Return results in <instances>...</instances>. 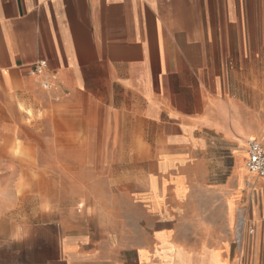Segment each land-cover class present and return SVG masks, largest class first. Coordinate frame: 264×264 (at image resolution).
Segmentation results:
<instances>
[{"label": "crops", "instance_id": "1", "mask_svg": "<svg viewBox=\"0 0 264 264\" xmlns=\"http://www.w3.org/2000/svg\"><path fill=\"white\" fill-rule=\"evenodd\" d=\"M233 83L254 90V108L227 95ZM30 114L50 141H112L95 172L127 163L129 205L157 221L145 219L143 240L102 234L87 211L116 202L54 164L55 194H80L86 218L55 198L29 243L0 248V264H171L173 241L179 264H264V176L246 168V142L264 138V0H0V121Z\"/></svg>", "mask_w": 264, "mask_h": 264}, {"label": "rangeland", "instance_id": "2", "mask_svg": "<svg viewBox=\"0 0 264 264\" xmlns=\"http://www.w3.org/2000/svg\"><path fill=\"white\" fill-rule=\"evenodd\" d=\"M259 68V67H258ZM249 71L255 70V66H248ZM249 82V85H255ZM44 89V84H41ZM227 95H245V100L250 107H255L256 98L254 90L249 88L244 93L241 84L233 83L228 90ZM252 116L253 114H248ZM16 117L15 112L12 114ZM9 115L6 122L0 121V182L12 183L19 191L22 211L31 214L32 211L43 201H50L54 207L55 198L61 197V203L75 210V215L86 218V210L81 209L74 201V196L80 194H71V192H54L53 165L64 164L72 166L78 172H84L87 175V181L97 185L99 197L109 198L116 202V208L104 205L103 210L95 211L89 209L88 215L95 218L97 222L103 220L102 234H111L112 230H117L123 240L130 236L143 240L148 234L143 231L144 221H150L154 224L157 221L155 215L148 218V210L141 202L135 206L129 205L130 196L127 192V178L122 177L123 171L127 169V163L120 162L119 170L111 172L110 167H105L104 173L95 172L96 159L98 154L112 150V141H50L52 139L47 121L39 123L38 128L33 129L32 115L29 120L23 122L16 120ZM264 117V115H263ZM19 128L27 129L24 133H18ZM264 133V129H262ZM254 130L247 133L252 137L256 134ZM264 141V138H261ZM104 143V144H103ZM244 146V145H243ZM244 148V147H243ZM236 169L243 175L245 170L244 149L236 153ZM110 164V163H109ZM116 168V165L115 167ZM57 171L59 169H56ZM61 170V169H60ZM111 173L119 175L116 178L108 177ZM86 180V179H85ZM118 180L119 188L113 189L111 181ZM151 187L157 190V179H151ZM168 182L163 181L164 192ZM176 193L179 197V183L176 184ZM153 212H161L158 208L162 207L164 195L159 197L157 193L150 198ZM76 204V205H75ZM61 205V206H63ZM82 205V204H81ZM33 223L45 222L48 215H37L32 218ZM154 226L152 227V229ZM107 254L111 255L110 249ZM167 260L171 264H179V244L174 241L169 248ZM124 261V260H123ZM155 264H163L155 260ZM215 264H221L218 258H215Z\"/></svg>", "mask_w": 264, "mask_h": 264}, {"label": "clouds", "instance_id": "3", "mask_svg": "<svg viewBox=\"0 0 264 264\" xmlns=\"http://www.w3.org/2000/svg\"><path fill=\"white\" fill-rule=\"evenodd\" d=\"M19 191L12 183L0 182V248L29 243L35 234L33 217L53 212L50 201H43L29 215L22 210Z\"/></svg>", "mask_w": 264, "mask_h": 264}, {"label": "built area", "instance_id": "4", "mask_svg": "<svg viewBox=\"0 0 264 264\" xmlns=\"http://www.w3.org/2000/svg\"><path fill=\"white\" fill-rule=\"evenodd\" d=\"M46 60H40L33 65L35 73H41L46 66ZM44 88H48V83H44ZM247 168L250 172L259 177L264 176V144L257 140H250L247 146Z\"/></svg>", "mask_w": 264, "mask_h": 264}, {"label": "bare ground", "instance_id": "5", "mask_svg": "<svg viewBox=\"0 0 264 264\" xmlns=\"http://www.w3.org/2000/svg\"><path fill=\"white\" fill-rule=\"evenodd\" d=\"M251 139H256L257 141H259V142H263V143H264V141H263L262 139H258V138H251ZM248 142H249V141L246 142V155H247V146H248ZM246 168H247V165H246ZM247 170H248V172H249L251 175H253V176L256 175L255 173L250 172L248 168H247ZM142 255H144V254H142Z\"/></svg>", "mask_w": 264, "mask_h": 264}]
</instances>
